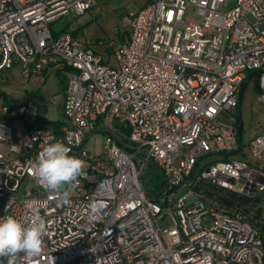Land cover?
<instances>
[{"label":"built area","instance_id":"built-area-1","mask_svg":"<svg viewBox=\"0 0 264 264\" xmlns=\"http://www.w3.org/2000/svg\"><path fill=\"white\" fill-rule=\"evenodd\" d=\"M95 2L0 0V71L21 65L36 76L57 65L67 82L58 131L35 125L37 109L26 103L0 106V218L27 225L39 212L47 224L42 254L21 253L16 264H264L259 228L196 191L207 183L249 198L264 193V128L247 146L256 164L229 156L241 149L244 82L253 79L264 108V0H155L122 18L130 35L113 51L116 66L50 28ZM9 113L32 125L24 137ZM99 124L107 138L96 157L82 145ZM56 142L90 164L67 204L31 171ZM149 164L164 177L163 188L148 187L153 198L142 182ZM97 201L104 207L93 214Z\"/></svg>","mask_w":264,"mask_h":264},{"label":"rangeland","instance_id":"rangeland-1","mask_svg":"<svg viewBox=\"0 0 264 264\" xmlns=\"http://www.w3.org/2000/svg\"><path fill=\"white\" fill-rule=\"evenodd\" d=\"M153 1L155 0H96L93 7L84 15L75 16L73 13H68L52 23L50 28L58 35L63 34L65 31L77 35L83 44L93 49L102 59V63L116 66L113 59V51L120 44H125L130 35L128 28L122 25V18L137 13L141 8ZM21 70V65H14L11 69L0 71V106L4 105L9 108L15 104H20L25 100V94L31 93L41 98V106L43 108L41 123L60 121L62 119V108L55 102L54 97L59 95L58 88L60 86H66V79H63L62 76L55 77L51 75L46 78L45 83L38 81L39 79L34 82L31 79L23 78ZM244 85L241 91L242 103L239 109L241 129L239 130L238 139H240L241 149L237 153L229 155L231 158L236 159L246 156L249 140L256 134L259 124L264 123V108H262L257 99V91L253 79ZM0 117H2L1 113ZM7 120L15 130L25 125L23 123L24 116L15 118L9 113ZM109 120L112 128L123 135L127 134L125 123L123 124L120 120L112 118ZM105 133L106 128L100 124L97 125L95 131L87 136L82 148L92 156H102L104 153L103 146L107 138ZM122 145L125 148L130 143L124 139ZM2 153L6 155V149ZM83 161L85 162L83 171H85L90 164L86 160ZM152 167L153 165H150L151 169ZM163 181L164 177L159 168H157L147 178L146 184L148 187L157 190L159 187L163 188ZM260 197H262L260 206L264 210V193H261ZM258 228L262 242H264V225L260 224Z\"/></svg>","mask_w":264,"mask_h":264},{"label":"clouds","instance_id":"clouds-1","mask_svg":"<svg viewBox=\"0 0 264 264\" xmlns=\"http://www.w3.org/2000/svg\"><path fill=\"white\" fill-rule=\"evenodd\" d=\"M69 152L63 143L48 144L38 153L31 167L36 184L47 192L59 194L64 204L69 203L70 191L79 186L85 167L82 159ZM103 207L102 201L93 202L90 211L97 214ZM46 233L47 224L39 212H33L27 225L11 215L3 216L0 218V258L6 257L7 264H16L21 253L27 259L39 257Z\"/></svg>","mask_w":264,"mask_h":264},{"label":"trees","instance_id":"trees-1","mask_svg":"<svg viewBox=\"0 0 264 264\" xmlns=\"http://www.w3.org/2000/svg\"><path fill=\"white\" fill-rule=\"evenodd\" d=\"M53 32V31H52ZM53 34H56L53 32ZM75 37H77V35L75 34H71ZM251 79V77H250ZM245 82L242 84V88L241 91L243 89V87ZM257 90V87H255ZM240 91V92H241ZM38 108H39V112H38V123L40 126L44 127V128H49V129H54L56 131H58L59 129V125L61 124L60 121L58 122H52V123H41L40 119H41V114L43 113V108L41 106V103L38 104ZM239 117H238V113H237V117H236V128H238V132H240L239 130L241 129V120L239 122ZM148 187V186H147ZM197 192H199L202 196H203V200L207 201L211 204L215 203L218 205V207L221 210H224L226 212H238L240 214H243L246 219L256 228H258V226L260 224L264 225V210H262L261 208V201H262V197H260V195H257L254 198H249L246 196H238L232 192H225L223 190H220L214 186H211L207 183H202L200 186H198V188L196 189ZM253 215H251V214Z\"/></svg>","mask_w":264,"mask_h":264},{"label":"crops","instance_id":"crops-1","mask_svg":"<svg viewBox=\"0 0 264 264\" xmlns=\"http://www.w3.org/2000/svg\"><path fill=\"white\" fill-rule=\"evenodd\" d=\"M61 70L62 69H61L60 66L52 65V66H50V68L46 69L41 74H38L36 76H32V75L31 76H27V75H24L22 73V70H21V76L23 78H26V79H31L34 82L39 79L38 81H40L42 83H45V81L47 80L46 78H49L51 75H53L55 77L62 76ZM65 87H64V85L63 86H60L58 88L59 89L58 90L59 91V95L58 96H55V97H57V99L55 100V102H57L58 106L61 107V108H63L62 107V102H63V95H64ZM25 95H26V97H25V100H23V102H25L26 104H28L31 108L33 107V108L37 109V121H38V112H39L38 104L41 103V98H39L38 96H34L31 93L25 94ZM241 97H242V94L240 92V95H239V98H238V100H239V109H240V106H241V103H242ZM23 102H21V103H23ZM32 114H33V111L30 110L29 111V115L31 116ZM37 121H36V124L35 125L38 126V122ZM23 123H25L24 127H20L18 130H16V132L19 134V137L18 138L24 137V135H26V133H27L28 129L30 128V126H32L30 123H26L25 120H24ZM262 128H264V123L259 124L258 130H257L256 134L253 135V137L256 136L261 131ZM253 137H251V139H253ZM239 143H240V139H239ZM262 156H264V155H262ZM243 159L247 160L252 165H254V163H255V161L253 162L251 159H249V157L247 156V154H246V156ZM260 163L264 164V157H262V160H261Z\"/></svg>","mask_w":264,"mask_h":264},{"label":"water","instance_id":"water-1","mask_svg":"<svg viewBox=\"0 0 264 264\" xmlns=\"http://www.w3.org/2000/svg\"><path fill=\"white\" fill-rule=\"evenodd\" d=\"M255 82H256V78H255ZM238 117H239V122H240V117H241V115L239 114V107H238ZM157 169V166H156V164H154V167L147 173V174H145V176L143 177V179H142V182H143V186H144V189L146 190V192H147V194L149 195V197L150 198H153L154 197V193L152 192V190L151 189H149L148 187H147V185H146V180H147V178L150 176V174L151 173H153L154 172V170H156Z\"/></svg>","mask_w":264,"mask_h":264}]
</instances>
